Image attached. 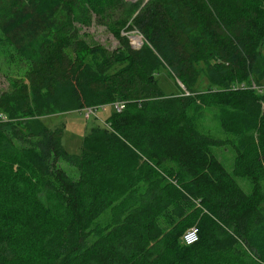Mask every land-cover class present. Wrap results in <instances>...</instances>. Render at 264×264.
Instances as JSON below:
<instances>
[{"label":"trees","instance_id":"trees-1","mask_svg":"<svg viewBox=\"0 0 264 264\" xmlns=\"http://www.w3.org/2000/svg\"><path fill=\"white\" fill-rule=\"evenodd\" d=\"M128 4L0 0V48L23 61L0 93V264H264V0H147L118 13ZM93 16L118 47L82 38L76 25ZM162 70L177 94L159 87ZM113 101L124 108L88 127L78 155L45 122ZM190 227L198 240L186 245Z\"/></svg>","mask_w":264,"mask_h":264},{"label":"rangeland","instance_id":"rangeland-1","mask_svg":"<svg viewBox=\"0 0 264 264\" xmlns=\"http://www.w3.org/2000/svg\"><path fill=\"white\" fill-rule=\"evenodd\" d=\"M126 7L119 10L118 13L125 15L128 12L134 11L135 5L138 8L142 7L147 0H124ZM134 6V7H133ZM137 12V11H136ZM79 33L86 42L91 44H100L109 50H113L119 46L118 39L114 36L112 31L108 29L104 24L99 23L96 17H92V23L89 26H80L76 25ZM121 35L128 36L130 44L133 48H139L141 46V41L143 42L142 35L139 34L136 30L126 31L121 30ZM9 51L2 50L0 48V93L8 88V78L12 77L14 74H20L21 69H23V61L15 59V56L10 57ZM156 79L158 81L159 87L165 94H177L179 91L178 86L175 84V81L169 77L165 71H160L156 73ZM180 85V89H183L182 84L177 81ZM256 84H252V87H255ZM115 102V101H113ZM111 102V103H113ZM110 102L104 104H110ZM88 107L84 106L80 111H70L64 114H51L48 118L45 119V122L50 127H61V143L67 152L71 155H78L81 152L83 136L86 133V130L91 124H103V120L109 114V111L112 110L109 108L106 112H100L98 114V119L94 117H89L91 119L87 120L83 114V110ZM204 115L205 125L208 127L214 137H222L223 130L220 127L217 115L212 110H206ZM213 152L219 158V160L224 164V166L231 171L234 152L233 149L228 145L216 146L213 148ZM59 165L67 172L70 177L75 178L77 175L76 168L65 160H60ZM239 183L243 184L246 189H249L250 185L248 181L241 178L237 179ZM110 213L105 212L101 215L99 221L101 225L105 224Z\"/></svg>","mask_w":264,"mask_h":264},{"label":"built area","instance_id":"built-area-1","mask_svg":"<svg viewBox=\"0 0 264 264\" xmlns=\"http://www.w3.org/2000/svg\"><path fill=\"white\" fill-rule=\"evenodd\" d=\"M125 103L122 101H115L110 104H98L86 107L82 112L85 118L96 117L98 119V114L100 112H106L109 108L120 112L124 108ZM182 242L186 245L192 244L198 240V233L195 227L188 228L182 235Z\"/></svg>","mask_w":264,"mask_h":264},{"label":"water","instance_id":"water-1","mask_svg":"<svg viewBox=\"0 0 264 264\" xmlns=\"http://www.w3.org/2000/svg\"><path fill=\"white\" fill-rule=\"evenodd\" d=\"M141 43H142V41H141Z\"/></svg>","mask_w":264,"mask_h":264}]
</instances>
